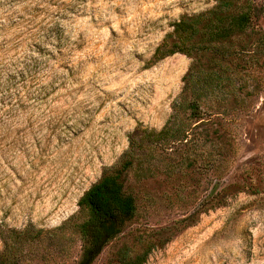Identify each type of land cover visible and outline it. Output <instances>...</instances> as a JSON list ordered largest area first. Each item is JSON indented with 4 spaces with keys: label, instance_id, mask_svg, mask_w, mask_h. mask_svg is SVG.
<instances>
[{
    "label": "rangeland",
    "instance_id": "obj_1",
    "mask_svg": "<svg viewBox=\"0 0 264 264\" xmlns=\"http://www.w3.org/2000/svg\"><path fill=\"white\" fill-rule=\"evenodd\" d=\"M254 2L249 52L204 99L188 149L155 147L149 168L128 173L136 216L92 264L137 235L163 240L143 264H264V0ZM213 3L0 0V234L58 227L135 127H162L190 59H148L174 20ZM181 157L191 166L178 168ZM78 253L64 230L24 246L20 264H74Z\"/></svg>",
    "mask_w": 264,
    "mask_h": 264
},
{
    "label": "trees",
    "instance_id": "obj_2",
    "mask_svg": "<svg viewBox=\"0 0 264 264\" xmlns=\"http://www.w3.org/2000/svg\"><path fill=\"white\" fill-rule=\"evenodd\" d=\"M213 2L208 10L181 14L174 20L148 59L149 64H154L175 53L190 59L180 79L181 89L171 102L172 113L162 127L158 130L135 127L127 135V145L118 159L103 167L99 177L78 197L76 214L58 227L43 230L29 224L0 234V264H20L24 246L64 230H69L79 241L74 264H92L107 244L125 233L137 212L135 195L127 184L128 173L148 164L155 147L163 152L188 149L189 134L205 120L208 107L203 108L204 99L229 84L230 70L239 67L233 61L249 52L250 32L257 25L261 6L254 0ZM255 33L258 41L260 33ZM175 112H180L181 117ZM192 161L181 157L177 167L188 168ZM224 191L225 188H220L216 194L223 198ZM162 243L163 240L137 235L130 245H120L104 264H143L150 251Z\"/></svg>",
    "mask_w": 264,
    "mask_h": 264
}]
</instances>
